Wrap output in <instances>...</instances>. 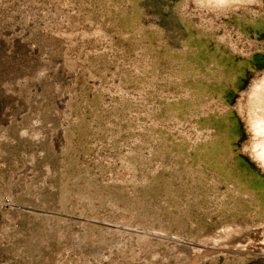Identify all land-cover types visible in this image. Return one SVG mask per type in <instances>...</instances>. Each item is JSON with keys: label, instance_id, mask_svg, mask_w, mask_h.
<instances>
[{"label": "rangeland", "instance_id": "rangeland-1", "mask_svg": "<svg viewBox=\"0 0 264 264\" xmlns=\"http://www.w3.org/2000/svg\"><path fill=\"white\" fill-rule=\"evenodd\" d=\"M261 85L264 0H0V264H264Z\"/></svg>", "mask_w": 264, "mask_h": 264}, {"label": "bare ground", "instance_id": "bare-ground-1", "mask_svg": "<svg viewBox=\"0 0 264 264\" xmlns=\"http://www.w3.org/2000/svg\"><path fill=\"white\" fill-rule=\"evenodd\" d=\"M216 3H220V0H216ZM260 89H264V85L263 86L261 85ZM254 92H256V90H254ZM253 131L256 132L257 134H263L264 135V120L263 121L258 120L256 122H254L253 123ZM256 148H258V146H256ZM255 156H256L255 158L264 167V145L260 146V148L257 149Z\"/></svg>", "mask_w": 264, "mask_h": 264}]
</instances>
